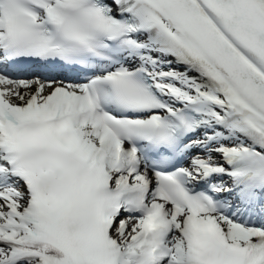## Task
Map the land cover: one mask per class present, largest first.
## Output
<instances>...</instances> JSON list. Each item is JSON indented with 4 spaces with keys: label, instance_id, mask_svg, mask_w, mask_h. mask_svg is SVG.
Masks as SVG:
<instances>
[{
    "label": "snow or ice",
    "instance_id": "snow-or-ice-1",
    "mask_svg": "<svg viewBox=\"0 0 264 264\" xmlns=\"http://www.w3.org/2000/svg\"><path fill=\"white\" fill-rule=\"evenodd\" d=\"M0 264H264V0H0Z\"/></svg>",
    "mask_w": 264,
    "mask_h": 264
}]
</instances>
